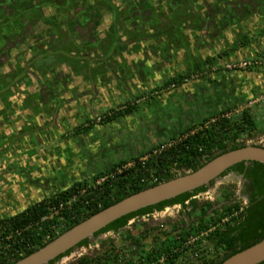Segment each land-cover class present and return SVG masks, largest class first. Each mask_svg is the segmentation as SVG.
<instances>
[{
	"label": "flooded vegetation",
	"instance_id": "af4514ba",
	"mask_svg": "<svg viewBox=\"0 0 264 264\" xmlns=\"http://www.w3.org/2000/svg\"><path fill=\"white\" fill-rule=\"evenodd\" d=\"M260 9H264V0H0V160H4L2 150L5 145H18L23 133L25 137L34 136L32 126L36 132L50 130L52 118L47 125L30 122L31 127H27L22 124L20 112L26 109L32 111V104L39 98L41 106L45 105L49 99L47 91H55L56 87L57 90H67V71L83 83L82 78L86 74L83 64H86L88 72L100 77L108 72L112 79L122 82L120 84L116 80V87H123L124 82L129 83L130 78L135 77L133 71H128L126 54L134 55V59H164V50L174 44L189 47L198 43L209 48L216 32L222 33L230 24L239 25L247 14L254 15ZM171 35L174 37L171 38ZM150 46H154L151 52L157 55H147ZM71 60L77 65L74 66ZM208 75H205V86L193 81L196 74L188 76L187 72H177L171 75L183 76L191 88L183 91L179 99L173 98L169 107L162 105L163 109L158 108L159 111H169L167 116L161 114L154 117L147 105H141L145 101L152 102L150 97L143 93L135 95L134 88L124 86L127 89L119 94L118 106L110 109L116 115L112 120L120 119L124 130L118 135V131L113 130L115 134L98 142L97 153L92 155L88 164L90 174L93 176L104 172L121 161H125L124 166L128 159L142 154L146 156L149 150L158 153L151 148L155 144L167 143L160 149L176 144L186 137L180 135L183 131L192 129L190 133L193 134L209 127L213 115L236 105L248 93L249 88L242 84L239 74L227 71L224 73L225 81L221 82H208ZM162 79L166 80L161 77L158 80ZM166 81L163 83L164 88L175 91L173 88L177 85H166ZM158 92L160 89L155 93ZM137 111L146 112L148 121L143 126L142 136L130 131V118ZM177 121L179 125L175 126ZM83 128L80 124L72 128L71 138L74 141L77 136L87 132L82 131ZM135 163L119 175L125 177L127 169ZM13 168L16 170V167ZM171 170L180 174L190 171V168L173 167ZM230 173L240 178L247 203L248 182L242 174L228 171L219 178ZM81 180L78 177L67 186ZM3 187L0 184V192H4ZM208 187L205 186L206 189ZM63 188L60 187L51 196L65 190ZM202 192L199 191L193 198Z\"/></svg>",
	"mask_w": 264,
	"mask_h": 264
},
{
	"label": "rangeland",
	"instance_id": "374dc122",
	"mask_svg": "<svg viewBox=\"0 0 264 264\" xmlns=\"http://www.w3.org/2000/svg\"><path fill=\"white\" fill-rule=\"evenodd\" d=\"M230 25L227 26L222 33L220 31L216 32L215 38H213L209 48L202 47L198 43L189 47H185L182 44H174L172 47H165L166 50L164 51L166 53V58L164 59H169L167 62H170L166 71L187 72L188 76L196 74L193 81L203 86H205V77L208 74V82H213V80L214 82L225 81L224 73L227 71L239 74L242 79L241 81H243L242 84L245 88H249L248 93L236 105L224 110L225 113L221 116L226 118H237L243 110L250 111L259 128L252 135L241 134L234 143H243L244 145L252 144L264 147V9H260L259 12H256L254 15L247 14L245 19L237 26ZM234 28L236 29L234 30ZM170 37L173 38L174 36L171 35ZM153 47L154 46H150V52L149 54L147 53L148 56L157 55L155 54L156 52H151ZM126 56L127 59H125V62L127 63L126 65H129L128 71H133L135 77H132L133 79L130 78L129 83L124 82L122 84L123 87L120 85L116 87V80L118 79H112L111 75H109L108 78L102 79L96 76L94 72H88L89 67L86 64H83V70L86 73L82 78L83 83L81 80L76 79L77 76L70 75L67 71V81L65 82L67 90L69 89V92L77 94L81 88L84 90V88L87 87L85 92L87 91L86 93H88L86 94L87 98H80L81 101H79L78 97L74 96V99L71 101L74 105L71 108L69 106L67 110L71 115L70 118H67L68 113L64 111L58 116V111L64 106L63 104L65 102L61 96L62 91L56 89L58 87L54 88L55 91H47L46 95L49 99L45 105L41 106L39 102L40 98L37 102L32 104L31 110L35 112V114L29 109L20 112L22 124L27 127H31L30 122L34 124L38 122L39 125L45 123L47 125L51 118L52 125L49 126L50 130L47 132H42V129L36 132V128H32V126L31 129L33 130L34 136L26 135L25 137V133H23L21 139L18 141V145L13 146V144H8L5 145V149L2 150L5 156L4 160H0V169H2L0 172V174H2L0 184L4 185V192L3 190L0 192V217L12 215L24 209L26 205L35 200L48 198L60 187L64 186L63 189L68 188L69 186L67 185L78 177L82 178L81 182H86L88 184V188L91 187L94 189L98 187L97 185L101 184L103 181L101 178L100 182L93 180V177L99 173L92 176L88 164L90 163L92 155L97 153V145L100 140L103 139L102 141H104V138L107 139L108 135L115 134L113 130L118 131L116 135L120 134V132L122 133L124 130L122 123L120 124L121 120L118 118L114 120L111 119L107 124L98 125L102 123L101 120L108 111L112 114L111 110L118 106L117 103L120 99L118 96L125 90L126 87L124 86H128L129 89L134 88L135 95L137 93H143L147 97H150L152 102L145 101L141 105H147L153 112L152 114H154V117L169 112L159 111L158 108L163 109L162 105H164L165 108L169 107L173 98L176 97V99H179L178 97L183 91H188L191 88L190 83H186L182 76L180 77V82L175 84L179 88L172 87L176 90L170 92L163 86L164 81L168 78H166V80H158L155 76L149 77L148 73H143V71L140 70V67H146L147 59H134L135 57L132 54H126ZM207 58L213 59V62L208 64L206 62ZM152 59H157V57ZM71 61L74 62V60ZM137 61L139 62L137 63ZM243 61L250 62V64L244 66L245 69L244 67L238 66L239 63ZM141 62H143L144 65L141 66ZM76 65L77 63L74 62V66ZM79 65L82 67V64ZM112 76L114 78V75ZM118 81L120 84L122 83L120 80ZM159 89L160 92L155 93ZM89 94H92L91 98L88 97ZM32 100L33 99H31V101ZM94 102L99 104L98 110L96 109L97 112L93 118H90L87 110L85 114L83 112H78L79 116L76 115L75 111L85 110V107L89 103L95 108V105H93ZM169 110L173 112L172 109ZM72 111L74 113H71ZM148 114L147 112V115ZM76 116L77 118H75ZM173 119L175 120L176 118ZM215 119V117H211L210 122L213 123ZM44 120H46V122H43ZM130 121H132V128H130V131L132 133L134 132L137 136H142L143 126L148 122L146 112L137 111L132 115ZM78 124L84 127L91 126V128L85 134L77 136L75 141L78 143H76L74 139L71 138V135L72 128ZM178 125L179 121L176 122L175 126ZM199 128L200 127H197V129ZM8 131L9 130L6 129L7 133ZM165 144L167 143L161 142L160 144L153 145L151 148L158 152L159 149L163 147L162 145ZM228 144L231 143L229 142ZM141 156H144V154ZM141 156L128 159L126 165L123 167L119 166L120 169L124 171L136 160L143 161L147 159V156ZM13 167H16V170ZM169 172L177 174L172 170H169ZM121 173L122 172L119 174ZM184 173L187 172H181L177 175H182ZM145 180H147V177ZM241 187L240 178L234 177L233 174L230 173L210 182L209 187L205 189L204 192L196 195L193 199H196L198 205L202 204L204 206L205 203H209L210 207L207 213H209L210 210L213 211L221 208L223 205L233 203H240V205L243 206L246 204V200ZM126 189H128V186H126L125 190ZM112 195L113 194H110L109 200L113 199L111 198ZM198 209L192 210L189 205L184 209L179 205H173L164 208L162 211H154L152 214L131 219L123 232H130L131 235L138 236V240L128 243V250H135L136 252L142 245L150 243L152 239L161 236L162 233H174L181 227L183 222L186 225L191 221H195L198 216ZM58 229L60 228H56L54 233H58ZM203 236L204 235L201 234L190 240L196 242ZM121 237V233H103L97 238H91L87 246L73 248L69 254L56 260L53 264H70L82 255H93L99 252L101 247H99V243L97 242L98 238H112L115 244L120 246L125 243L121 240ZM197 251H201L202 254L212 259L213 262L217 261L224 253L221 249H211V246L207 244L200 246Z\"/></svg>",
	"mask_w": 264,
	"mask_h": 264
},
{
	"label": "trees",
	"instance_id": "16d2710c",
	"mask_svg": "<svg viewBox=\"0 0 264 264\" xmlns=\"http://www.w3.org/2000/svg\"><path fill=\"white\" fill-rule=\"evenodd\" d=\"M206 62L211 64L213 59L207 58ZM180 80V77H172L165 84H178ZM224 113L222 111L213 115L216 119L209 127L193 134L190 133L192 129L183 131L180 134L186 135L183 140L159 149L158 153L149 150L147 159L135 161L134 166L127 169L125 177L119 174L108 176L94 189L88 188L86 182H77L13 215L0 218V264H12L126 196L178 176L170 173V168L185 167L194 171L216 155L244 146L234 141L241 134L252 135L258 130L254 116L248 110H243L237 118L222 117ZM113 114H105L101 121L111 120L116 116ZM89 127H84L82 131H87ZM203 155H207L206 158L202 159ZM123 164L125 161L115 164L95 175L93 180L110 175ZM228 171L242 174L248 182L249 201L243 206L240 203L223 205L207 214L210 204L198 205L196 199H193L196 193L206 189L205 186L199 187L122 216L94 233L93 238L111 232L121 233V240L125 243L136 242L138 236L123 232L128 222L173 205H180L183 209L188 205L192 210L199 208L195 221L188 225L183 222L174 233H162L136 252L128 250V243L118 246L112 238H98L101 247L99 252L82 255L70 264H220L232 254L257 243L264 238V165L255 161L240 162L225 172ZM146 177L149 179L145 180ZM126 186L128 189L125 190ZM110 194H115L112 200H109ZM56 228H60L58 233H54ZM201 234L204 236L196 242L190 240ZM88 244L89 239H84L76 247ZM203 244L210 245L211 249H221L224 253L213 262L201 251H197ZM71 250L50 260L49 264L69 254ZM259 264H264V261Z\"/></svg>",
	"mask_w": 264,
	"mask_h": 264
},
{
	"label": "water",
	"instance_id": "95a60500",
	"mask_svg": "<svg viewBox=\"0 0 264 264\" xmlns=\"http://www.w3.org/2000/svg\"><path fill=\"white\" fill-rule=\"evenodd\" d=\"M250 161L264 165L263 146L247 144L227 150L216 155L194 171L178 175L130 194L84 219L44 246L12 264H49L50 260L55 259L69 249L75 248L80 241L93 238L94 233L106 227L112 221L144 207L207 186L233 165ZM262 261H264V238L232 254L220 264H259Z\"/></svg>",
	"mask_w": 264,
	"mask_h": 264
},
{
	"label": "crops",
	"instance_id": "0c3cea01",
	"mask_svg": "<svg viewBox=\"0 0 264 264\" xmlns=\"http://www.w3.org/2000/svg\"><path fill=\"white\" fill-rule=\"evenodd\" d=\"M167 60L169 59H147V64H146V67H140V70L143 71V73H148V76L149 77H152V76H155L157 79H159L160 77L161 78H167V77H170L171 75H174L177 73V71H172V72H168L166 71V68L169 67V61L167 62ZM136 61V60H135ZM139 61H137L138 63ZM141 66L144 65L143 62L140 63ZM118 72V71H117ZM108 72L107 74L104 75V77H101L102 79L105 78V77H108ZM100 77V76H99ZM85 90H87V87L84 88H81V90L78 91L77 94L75 93H71L69 91H62L61 92V96H62V99L65 100L64 102V106L62 108H60V110L58 111V116H60V114L64 111V112H67V110L69 109V106L70 108L73 107L74 103L71 102L73 99H74V96L75 97H78L79 98V101L80 98H87ZM92 94H89L88 97L91 98ZM89 102V101H88ZM85 103V102H84ZM82 104V103H81ZM98 104L99 103H96L94 102L93 105H95V108H93L92 105H90V103L85 107V110H78V111H75L76 112V115L79 116L78 112H83L85 114L86 110L88 111V115L90 116V118H93L97 112V108H98ZM85 105V104H84ZM97 109V110H96ZM67 118H70V113L67 112ZM71 113H74L73 111ZM83 114V116H84ZM92 114V115H91ZM69 115V116H68ZM74 115V114H73ZM77 116L75 118H77ZM59 118V117H58ZM74 118V119H75ZM83 118V117H82ZM61 120V119H60ZM91 120V119H89ZM94 126V125H93ZM91 128V126L89 127V129ZM88 129V130H89ZM87 130V131H88ZM86 132V131H85Z\"/></svg>",
	"mask_w": 264,
	"mask_h": 264
},
{
	"label": "built area",
	"instance_id": "2783aa9c",
	"mask_svg": "<svg viewBox=\"0 0 264 264\" xmlns=\"http://www.w3.org/2000/svg\"><path fill=\"white\" fill-rule=\"evenodd\" d=\"M248 64H250V62H246V61H243L242 63H239V67H244V66H246V65H248ZM121 167H123V166H121ZM121 170V171H120ZM120 172H122V169H120V167H117V169L115 170V171H113V172H111V174L110 175H106V176H104V177H100L101 178V180H105V179H107V177L108 176H113V175H115V174H119ZM100 178H98V180L96 181V182H100ZM102 181V182H103ZM101 182V183H102ZM48 237V236H47Z\"/></svg>",
	"mask_w": 264,
	"mask_h": 264
}]
</instances>
